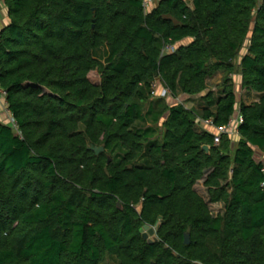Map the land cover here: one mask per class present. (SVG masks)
<instances>
[{
	"label": "trees",
	"instance_id": "1",
	"mask_svg": "<svg viewBox=\"0 0 264 264\" xmlns=\"http://www.w3.org/2000/svg\"><path fill=\"white\" fill-rule=\"evenodd\" d=\"M2 1L0 264H264V0ZM237 111L232 139L198 129Z\"/></svg>",
	"mask_w": 264,
	"mask_h": 264
},
{
	"label": "rangeland",
	"instance_id": "2",
	"mask_svg": "<svg viewBox=\"0 0 264 264\" xmlns=\"http://www.w3.org/2000/svg\"><path fill=\"white\" fill-rule=\"evenodd\" d=\"M160 0H152V4L150 7L156 6L159 3ZM186 43V42H185ZM184 41L182 43H180L178 46L180 45H184L185 44ZM248 44V43H247ZM246 44V45H247ZM244 54V51H242L240 53V57ZM227 76H229V74H226ZM90 79L95 82V83H100V76L97 72L93 71L89 74ZM225 78V73H219L216 76H214L213 78L208 80V90H213L214 93H217L218 90L220 89V85L222 84L223 80ZM230 78L233 79V83L235 85V93L237 96V101L238 103H240V101H244V98L246 97L245 94L242 92V90L240 89V75L239 73H237L236 75L232 74L230 75ZM158 90V92L155 94L153 99H162L164 100L167 104L169 105H183L184 107L188 108V109H194L196 112H201V109L204 105V103L202 102L201 98L199 96L197 97H189L183 94H179L177 97H172L170 95V93L168 91H164L161 90L160 84L158 83V88H156ZM238 110V109H237ZM198 118V127L199 128H203L201 125L207 126L205 123H202L203 120L201 119V117H197ZM4 124H8L10 126H12L13 128L14 125L12 124V122H3ZM161 122L158 125L159 128L161 126ZM233 146L237 145V140L233 139ZM258 154V153H257ZM256 160L259 161L258 156H255ZM260 162V161H259ZM195 190L204 198H207V194H206V189L203 186V180L199 181L196 185H195ZM211 211L214 215H217L219 213H223V205L222 204H213L210 206Z\"/></svg>",
	"mask_w": 264,
	"mask_h": 264
},
{
	"label": "built area",
	"instance_id": "3",
	"mask_svg": "<svg viewBox=\"0 0 264 264\" xmlns=\"http://www.w3.org/2000/svg\"><path fill=\"white\" fill-rule=\"evenodd\" d=\"M151 4H152V0H143V6H144V10L146 13L149 12ZM165 51L173 52L174 47H167ZM156 88H158V82H156L154 85V90L152 93L153 96H155V94L158 92ZM4 98H5V93H3V91L0 89V102L1 100H4ZM242 122H243L242 116L239 114V111H237L234 117L229 120L228 124L224 126H221V127L214 126L212 120H206V121H203L202 123H205L208 127L213 129L214 144L219 145L223 136H228L231 139L237 136L238 127L242 124ZM262 187H264V184H262Z\"/></svg>",
	"mask_w": 264,
	"mask_h": 264
},
{
	"label": "crops",
	"instance_id": "4",
	"mask_svg": "<svg viewBox=\"0 0 264 264\" xmlns=\"http://www.w3.org/2000/svg\"><path fill=\"white\" fill-rule=\"evenodd\" d=\"M8 22H9V20H8L6 8L3 5V1L0 0V30L3 27H5L8 24ZM184 43H185L184 45H188L189 43H191V40L190 39H186V40H184ZM239 81L241 83V79ZM158 83H159V81H158ZM256 100H257V96L255 94L250 95V97H245L244 98V102L247 105L251 104L252 102H254ZM0 121H3V122H12L11 115H10V113L7 110V106H6L5 99L4 100H1V102H0ZM201 126L203 128H199L198 127V129H199L200 132H202V131H211V132H213V129L212 128H210L208 126H204V125H201ZM255 156H258L259 161L262 162L263 165H264V152L256 151V155Z\"/></svg>",
	"mask_w": 264,
	"mask_h": 264
},
{
	"label": "water",
	"instance_id": "5",
	"mask_svg": "<svg viewBox=\"0 0 264 264\" xmlns=\"http://www.w3.org/2000/svg\"><path fill=\"white\" fill-rule=\"evenodd\" d=\"M202 149L206 152L209 153V147L208 146H203ZM90 150L93 151L96 155H99L101 153L104 152V148L103 147H90ZM110 161V159H109ZM118 207L121 208V205L118 204ZM160 223H158L156 225V227H151L149 225H144L141 229H140V233L142 235V238L147 241L149 244H153L158 242V238L156 236V232L159 230L160 228ZM184 244L185 245H189L190 244V236L188 233H186L184 235ZM154 264V263H152Z\"/></svg>",
	"mask_w": 264,
	"mask_h": 264
}]
</instances>
